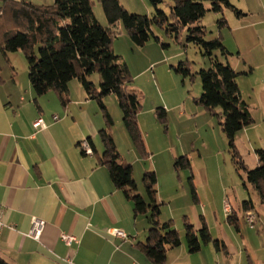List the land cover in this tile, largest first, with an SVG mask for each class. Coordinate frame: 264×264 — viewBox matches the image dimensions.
Instances as JSON below:
<instances>
[{
	"label": "trees",
	"instance_id": "16d2710c",
	"mask_svg": "<svg viewBox=\"0 0 264 264\" xmlns=\"http://www.w3.org/2000/svg\"><path fill=\"white\" fill-rule=\"evenodd\" d=\"M1 1L0 51L6 58L11 52H24L36 98L55 91L66 106L69 102V83L77 78L88 98L97 101L102 109L106 127L99 131L104 145L100 162L109 168L115 186L124 190L126 196L133 200L136 214L147 215L150 226L142 249L152 263L166 264L167 251L180 246L182 238L173 220H160L163 202L158 198L156 172L148 170L143 174L145 197L138 191L133 166L118 151L112 134L114 119L104 98L114 93L134 146L142 157H149L138 121L142 107L140 95L128 89L133 80L131 71L113 47L118 35L114 27L118 22L123 21L129 36L139 46L145 45L151 38L160 41L153 32V26L165 28L167 35L176 41H180L181 35L186 33L187 42L198 45L202 55L209 58V68L198 72L203 91L195 98V102L220 118L232 161L249 193V197L242 201L243 211L247 213L255 210L253 193L258 195L264 205V149L256 150L258 165L251 168L236 144L238 132L255 122L238 83L240 74L246 72H238L229 61L224 63L219 59L215 51L219 50L227 57V47L221 37L207 39L206 27L200 24L209 10L221 12L224 7H230L238 16L242 15V11L230 0H173L169 13L159 8L164 0H150L156 9L153 17L128 12L120 0H99L108 26L96 18L92 0H54L52 4L25 0ZM218 23L220 27L228 24L225 17H221ZM175 69L184 76L194 75L188 61H180ZM94 72L100 73V89L89 79ZM157 116L167 122V110L164 107L157 109ZM90 144L93 148L91 141ZM175 167L191 168V163L187 156H180L175 159ZM191 185L197 199L192 182ZM227 221L240 231V217L236 210L227 214ZM183 222L190 252H198L209 243H213L218 250H226L224 241L212 235L204 219L199 228L187 216ZM0 264L12 263L0 256Z\"/></svg>",
	"mask_w": 264,
	"mask_h": 264
},
{
	"label": "crops",
	"instance_id": "0c3cea01",
	"mask_svg": "<svg viewBox=\"0 0 264 264\" xmlns=\"http://www.w3.org/2000/svg\"><path fill=\"white\" fill-rule=\"evenodd\" d=\"M1 54L0 51V204L4 226L0 256L12 264H64L68 256L74 264H154L142 249L150 226L147 215L136 214L133 200L115 186L109 168L100 162L104 145L99 131L106 127V120L103 112H96L95 100L88 98L76 79L69 83L66 106L55 91L36 98L30 80L19 75L13 62L2 64ZM197 111L191 115L205 113ZM38 118L44 120L45 128L34 127ZM239 132L250 137L247 127ZM113 137L123 155L122 143ZM85 139L93 144L92 154H85L80 146ZM127 150L136 153L132 140H128ZM127 160L134 174L139 161ZM154 167L158 168L157 162L152 163ZM137 186L143 194L138 183ZM143 195L147 197L146 191ZM162 212L160 220H173L182 238L180 246L167 251L166 264H253L250 257L246 263L244 253L236 252L237 244H243L233 234L232 225L217 236L226 244V250L209 243L192 253L184 226ZM198 212L203 213L195 227L199 228L204 219L212 232L205 219L206 211ZM33 218L46 222L39 240L29 235ZM112 227L126 236L110 234L108 229ZM63 232L77 236L79 243L67 246L61 240Z\"/></svg>",
	"mask_w": 264,
	"mask_h": 264
},
{
	"label": "rangeland",
	"instance_id": "374dc122",
	"mask_svg": "<svg viewBox=\"0 0 264 264\" xmlns=\"http://www.w3.org/2000/svg\"><path fill=\"white\" fill-rule=\"evenodd\" d=\"M92 1L96 18L108 26L101 2ZM120 1L130 13L150 17L156 13L150 0ZM230 1L242 11V15L238 16L230 7H224L221 12L209 10L200 24L206 27L207 39L221 37L227 47V57L219 50L215 51L219 59L224 63H233L238 72H246L240 74L238 82L244 98L250 104L255 122L247 127L250 137L247 139L239 132L236 144L245 162L253 168L258 165L256 150L264 149V23H261L264 21V0ZM172 5L173 0H164L159 8L169 13ZM221 17H225L228 23L223 27L218 23ZM114 28L118 30L113 44L114 51L131 71L133 80L128 89L140 95L142 107L138 121L152 159L142 157L137 150L136 153H128L127 144L131 139L124 126L117 97L112 93L104 101L114 119L112 134L122 143V157L139 161L134 166V178L138 179L141 191L144 194L143 174L154 170L158 177V196L160 201H164L162 213L168 217L171 215L180 226H184L183 219L187 216L197 227L199 215L203 213L198 210L204 209L207 213L205 219L215 238L219 233L227 231V225H231L225 211V203L228 201L240 217V231L232 225L233 234L243 244H237L236 252L244 253L246 263L250 259L253 264L264 263V205L258 195L253 193L256 221L254 224L248 223L241 203L249 197V193L232 161L220 118L195 102V98L203 91L198 72L209 68V58L202 55L198 45L187 42L186 33L181 35L180 41H176L167 35L165 28L153 26V32L160 41L151 38L145 45L139 46L129 36L123 21L118 22ZM9 61L16 65L19 75L29 80L27 59L22 50L9 53V59L1 54L2 64L8 66ZM180 61L189 62L193 76H184L176 71ZM89 79L100 89L99 72L92 73ZM94 105L96 112H103L97 101H94ZM159 107L167 110L166 123L157 116ZM199 109L205 113L191 115ZM180 156L188 157L191 168L176 169L175 159ZM154 162H157L158 168H151Z\"/></svg>",
	"mask_w": 264,
	"mask_h": 264
},
{
	"label": "built area",
	"instance_id": "2783aa9c",
	"mask_svg": "<svg viewBox=\"0 0 264 264\" xmlns=\"http://www.w3.org/2000/svg\"><path fill=\"white\" fill-rule=\"evenodd\" d=\"M54 119L57 120L58 116H54ZM33 125L35 128H45L46 127V123L44 122L42 118H38L37 120H35ZM80 146L85 154L93 153V148L88 139L81 141ZM232 210H233L232 205L228 201H226L225 203L226 214L231 213ZM246 217H247L246 220L248 223L254 224L256 221L255 210L248 211L246 213ZM45 224H46L45 220L33 218L32 229L29 232V235L32 238L39 240L43 232V229L45 227ZM3 226H4V222L2 220V205L0 204V234H1ZM108 232L118 237L126 236V234L122 230H120L119 228H115V227L109 228ZM61 240L69 247L73 246L74 244L79 243V239L77 238V236L70 234V233H65V232L61 234ZM63 261H64V264H74L73 258L71 256L64 258Z\"/></svg>",
	"mask_w": 264,
	"mask_h": 264
}]
</instances>
